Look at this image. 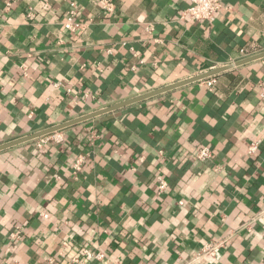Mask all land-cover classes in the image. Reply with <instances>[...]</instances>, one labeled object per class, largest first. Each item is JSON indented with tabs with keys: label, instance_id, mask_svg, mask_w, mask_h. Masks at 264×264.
Here are the masks:
<instances>
[{
	"label": "crops",
	"instance_id": "obj_1",
	"mask_svg": "<svg viewBox=\"0 0 264 264\" xmlns=\"http://www.w3.org/2000/svg\"><path fill=\"white\" fill-rule=\"evenodd\" d=\"M110 1L0 0V144L264 52V0ZM59 133L0 152V264H264V59Z\"/></svg>",
	"mask_w": 264,
	"mask_h": 264
},
{
	"label": "built area",
	"instance_id": "obj_2",
	"mask_svg": "<svg viewBox=\"0 0 264 264\" xmlns=\"http://www.w3.org/2000/svg\"><path fill=\"white\" fill-rule=\"evenodd\" d=\"M190 5L189 7L180 15L181 20H189L192 22H206L211 24L214 22L216 18L217 12L221 8V4L219 0H189ZM70 9L67 11L65 17H64V22H63V27L66 32L69 34H77L79 31L82 30L84 23L80 20L77 19V6L75 2H72L70 4ZM102 7L103 9L111 13L113 12L115 6L110 0H102ZM151 31L152 29H148ZM243 56H247V51H242ZM26 70V68H25ZM209 86H213L214 80L210 79L208 81ZM60 132V131H59ZM56 132L47 136H44L40 139V143H38L39 147H42L43 144L49 140V139H54L56 141H61L62 140V135L61 133ZM258 149V144L253 143L249 147V154H254ZM213 154L210 148L208 147H203L197 150L195 153V158L200 161H206L212 159ZM82 164H83V158H80L79 160L76 161L75 163V171L80 172L82 170ZM158 189L159 192H163L167 188V182L165 181L164 178L161 176H158ZM182 204V202H180ZM44 218H47V214H41ZM11 237H17L16 234H12ZM223 242H209L205 244L200 252H198L195 255V258H203V257H211L214 258L217 256L219 253L220 249L223 247ZM87 251H82V255L85 256L87 255ZM94 259L97 261H101L104 258V254L99 252L95 255H93ZM78 257L73 256V261L78 262Z\"/></svg>",
	"mask_w": 264,
	"mask_h": 264
},
{
	"label": "water",
	"instance_id": "obj_3",
	"mask_svg": "<svg viewBox=\"0 0 264 264\" xmlns=\"http://www.w3.org/2000/svg\"><path fill=\"white\" fill-rule=\"evenodd\" d=\"M261 59H264V52H261L259 54L254 55V56H250L248 58H245V59H243V60H241L239 62H236L235 64L225 65V66H221V67L209 70L208 72L199 74V75L194 76L192 78H188V79L183 80L181 82H177V83L172 84L170 86H166V87L160 88L158 90H154L152 92H148L146 94H143L141 96H137L135 98H131V99H128V100L113 104L111 106L96 110V111L91 112L89 114H85L83 116L74 118L72 120H69V121H66V122H62L60 124L51 126L49 128L40 130L38 132H34V133L29 134V135H27L25 137L18 138L16 140H12V141L4 143V144H0V152L4 151V150H7L9 148L18 146L20 144L27 143V142L42 138L44 136H47V135H50V134L65 130L67 128H70L72 126H76L78 124L87 122V121L95 119L97 117H100V116H103V115L118 111V110L126 108L128 106L143 102V101H145L147 99H150V98L156 97L158 95L167 93V92L172 91V90H174L176 88H179V87L191 84V83H195V82H198V81L206 80V79H208L210 77L216 76V75H218L220 73H223V72L228 71L230 69H233L235 67H239V66L251 63V62H255L257 60H261Z\"/></svg>",
	"mask_w": 264,
	"mask_h": 264
}]
</instances>
